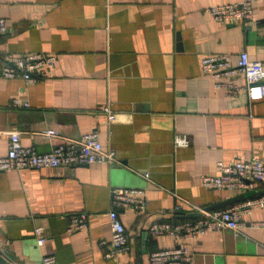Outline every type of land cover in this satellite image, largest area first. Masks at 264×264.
<instances>
[{"label":"crops","instance_id":"1","mask_svg":"<svg viewBox=\"0 0 264 264\" xmlns=\"http://www.w3.org/2000/svg\"><path fill=\"white\" fill-rule=\"evenodd\" d=\"M243 0H0L10 32L0 52L58 55L48 75L32 82L0 72V155L11 131L24 146L49 152L66 139L97 130L120 163L0 171V256L5 264H152L149 254L171 248L172 235H152L158 221L195 218L238 195L264 192V181L243 193L207 188L202 177L218 161L264 157V96L252 98L241 75L224 80L203 71L208 54L241 52L264 68V0H251L254 20L224 24L207 12ZM242 87V88H241ZM26 99L29 108L11 106ZM54 130L55 136H49ZM188 139L178 146L177 138ZM115 187L142 191L147 209L120 212L130 248L106 258ZM180 205L181 209H176ZM214 208V209H216ZM88 213L86 228L69 231L72 216ZM264 207L231 228L181 241L191 260L171 264H264ZM44 229L39 244L35 229Z\"/></svg>","mask_w":264,"mask_h":264},{"label":"built area","instance_id":"2","mask_svg":"<svg viewBox=\"0 0 264 264\" xmlns=\"http://www.w3.org/2000/svg\"><path fill=\"white\" fill-rule=\"evenodd\" d=\"M207 12L215 20L224 24L249 23L254 20V6L251 0L226 2L215 4ZM10 32L7 19L0 16V35ZM58 62V55L45 52H0V72L6 77H23L28 82L36 81L51 72ZM201 66L204 72L209 73L217 81V86H224L238 91L240 87L224 80L225 77L243 75L248 86L246 87L252 98L264 96V68L254 61L247 51L239 54L236 62L230 52L208 54L203 56ZM242 88V87H241ZM233 93V91H231ZM11 106L29 108L30 102L26 99L14 98ZM49 136H55L54 130H48ZM11 139L7 154L0 155V171L22 168H43L75 166L77 164L107 163L118 164L120 160L113 148H105L100 139V133L93 130L79 138L66 139L57 144L49 152H40L34 147L24 146L18 130L11 131ZM189 141L185 137L177 138L178 146H187ZM264 181V157L238 158L232 162L218 161L216 173L202 177L203 185L207 188H228L243 193L256 187L258 182ZM142 191L115 187L112 190V209L109 211L112 238L107 243L106 258H115L121 252L130 248V238L120 212L134 207L137 210L147 209V199ZM194 210L201 213L195 218H184L177 221H158L149 226L152 235L169 234L179 241L178 245L163 248L149 254L152 264H171L173 261L191 260L193 254L182 243L183 239L196 238L200 234L231 228L240 231L241 217L245 213L264 207V192L243 201L213 210L193 205ZM176 209H181L180 205ZM264 227V221L258 223ZM88 226V213L82 212L72 216L69 231H76ZM39 244H44L46 237L44 229H35ZM0 250H3L0 248ZM17 264V263H11ZM42 264H57L55 254H47L42 258Z\"/></svg>","mask_w":264,"mask_h":264},{"label":"water","instance_id":"3","mask_svg":"<svg viewBox=\"0 0 264 264\" xmlns=\"http://www.w3.org/2000/svg\"><path fill=\"white\" fill-rule=\"evenodd\" d=\"M243 197H244V195H238V196H235V197H233V198H230L229 200H226V201H224V202H219V203L213 204V205L210 206L209 208L214 209V208H216V207H218V206H220V205H223V204H225V203H230V202L237 201V200H239V198H243ZM199 214H201V213H200V212H198V214H197V213H193L192 216L199 215ZM0 264H5V263H4V260L2 259L1 256H0Z\"/></svg>","mask_w":264,"mask_h":264}]
</instances>
